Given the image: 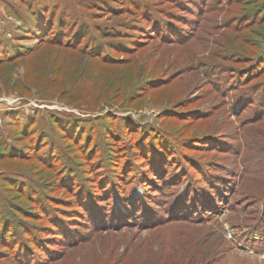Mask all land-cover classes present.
<instances>
[{
    "label": "rangeland",
    "instance_id": "374dc122",
    "mask_svg": "<svg viewBox=\"0 0 264 264\" xmlns=\"http://www.w3.org/2000/svg\"><path fill=\"white\" fill-rule=\"evenodd\" d=\"M0 264H264V0H0Z\"/></svg>",
    "mask_w": 264,
    "mask_h": 264
},
{
    "label": "trees",
    "instance_id": "16d2710c",
    "mask_svg": "<svg viewBox=\"0 0 264 264\" xmlns=\"http://www.w3.org/2000/svg\"><path fill=\"white\" fill-rule=\"evenodd\" d=\"M121 169H123V168H121ZM117 196V195H116ZM119 197V196H118ZM135 205H133L132 207H134Z\"/></svg>",
    "mask_w": 264,
    "mask_h": 264
}]
</instances>
